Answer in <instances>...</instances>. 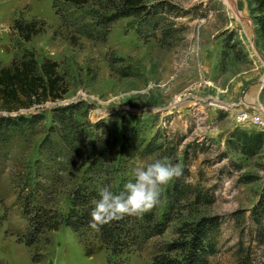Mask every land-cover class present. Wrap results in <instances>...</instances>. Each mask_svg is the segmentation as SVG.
<instances>
[{
	"label": "rangeland",
	"instance_id": "1",
	"mask_svg": "<svg viewBox=\"0 0 264 264\" xmlns=\"http://www.w3.org/2000/svg\"><path fill=\"white\" fill-rule=\"evenodd\" d=\"M230 1L234 9L225 0H145L98 39L77 32L52 0H0V66L29 49L39 62L56 61L67 87L62 99L18 111L41 113L39 121L0 135V264H107L92 229L77 236L62 224L27 245L23 201L34 191L37 201L65 213L68 178L95 159L118 161L119 178L134 181L135 167L165 157L183 170L162 186L155 206L161 215L174 203L172 221L127 254L126 264H149L154 244L172 239L178 221L201 215L219 222L210 264H264V129L238 118L264 109V40L252 0ZM16 18L43 21V30L23 41L11 27ZM64 105L75 107L79 135L72 160L57 159L60 169L42 142L59 140L52 110Z\"/></svg>",
	"mask_w": 264,
	"mask_h": 264
},
{
	"label": "trees",
	"instance_id": "2",
	"mask_svg": "<svg viewBox=\"0 0 264 264\" xmlns=\"http://www.w3.org/2000/svg\"><path fill=\"white\" fill-rule=\"evenodd\" d=\"M57 1L68 7H76L81 11L64 13ZM145 0H52V6L63 20H70L77 32L91 38L103 39L108 32L111 21L120 17L134 15L145 8ZM253 18L258 34L264 40V0H252ZM100 9V10H99ZM109 10V11H108ZM151 11L145 13L148 17ZM148 15V16H147ZM88 19V21H85ZM82 20L83 22H79ZM12 29L23 41H29L33 35L43 30L44 23L40 20H13ZM101 34L100 36H97ZM71 41L76 42L75 36ZM57 62L50 59L37 61L32 50L25 49L20 57H14L9 65L0 66V135L20 129L41 119V113H18L21 109L41 106L47 100L62 99L67 87L62 76L56 70ZM73 105L57 106L52 110L53 121L60 124L59 140L46 138L42 147L48 160L62 169L64 164L57 159L72 160V154L78 140V121ZM11 113H17L11 115ZM5 135V134H4ZM264 141V136H260ZM150 153V151H147ZM147 154V153H146ZM118 161H92L86 171L71 181V187L66 193L69 207L65 213L52 207H47L37 201L30 192L23 201V215L28 220L29 232L25 238L27 245L37 240V235L43 230H57L64 224L79 236L90 229V211L93 201L100 199L99 191L107 186L114 194L124 191V185L134 182L127 177L117 175ZM61 180V177H59ZM46 190L44 184L37 183ZM178 194L182 189L174 187ZM48 202V199H46ZM45 202V204H46ZM174 203L167 206L161 215L155 213V207L141 217L125 216L119 221H113L95 231L103 242L105 251L109 253L107 264H126V256L133 250H140L146 242L156 235L162 234L172 221L171 212ZM2 218L0 217V221ZM219 225L217 216L201 215L192 219H182L174 228L175 236L154 244L149 264H210L208 257L216 252L214 233ZM33 261L36 259L33 258Z\"/></svg>",
	"mask_w": 264,
	"mask_h": 264
},
{
	"label": "clouds",
	"instance_id": "3",
	"mask_svg": "<svg viewBox=\"0 0 264 264\" xmlns=\"http://www.w3.org/2000/svg\"><path fill=\"white\" fill-rule=\"evenodd\" d=\"M183 175L182 166L167 157L157 159L146 167L132 170L134 182L124 185V191L114 194L109 187L100 189V199L93 201L88 227L100 228L125 216L141 217L159 202L162 186Z\"/></svg>",
	"mask_w": 264,
	"mask_h": 264
},
{
	"label": "built area",
	"instance_id": "4",
	"mask_svg": "<svg viewBox=\"0 0 264 264\" xmlns=\"http://www.w3.org/2000/svg\"><path fill=\"white\" fill-rule=\"evenodd\" d=\"M238 118L240 120H244L245 118L249 119L251 122L256 124L260 129H264V109L259 108L255 109L252 108L249 111L240 112L238 114Z\"/></svg>",
	"mask_w": 264,
	"mask_h": 264
},
{
	"label": "bare ground",
	"instance_id": "5",
	"mask_svg": "<svg viewBox=\"0 0 264 264\" xmlns=\"http://www.w3.org/2000/svg\"><path fill=\"white\" fill-rule=\"evenodd\" d=\"M225 1L234 9V6L232 5V2L230 0H225Z\"/></svg>",
	"mask_w": 264,
	"mask_h": 264
}]
</instances>
